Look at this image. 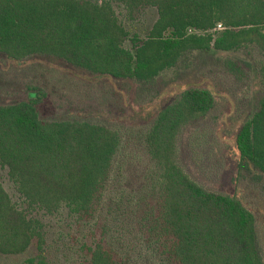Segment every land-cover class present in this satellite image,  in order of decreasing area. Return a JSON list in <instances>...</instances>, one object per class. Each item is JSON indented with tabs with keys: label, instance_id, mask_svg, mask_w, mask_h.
Listing matches in <instances>:
<instances>
[{
	"label": "trees",
	"instance_id": "1",
	"mask_svg": "<svg viewBox=\"0 0 264 264\" xmlns=\"http://www.w3.org/2000/svg\"><path fill=\"white\" fill-rule=\"evenodd\" d=\"M116 7L129 18L158 11L147 40H134L135 53L125 47ZM219 24L226 30L216 36ZM249 46L264 56V0H0V54L16 62L56 58L117 81L152 82L188 51ZM214 105L209 90L192 88L159 112L140 139L149 166L137 190L117 163L120 131L43 121L34 102L0 106V165L30 207L69 212L82 264H124L138 246L155 247L169 264H264L254 213L206 190L180 164L181 133ZM236 145L238 175L264 177V98ZM45 246L43 223L19 210L0 183V255L32 251L31 264H51Z\"/></svg>",
	"mask_w": 264,
	"mask_h": 264
},
{
	"label": "rangeland",
	"instance_id": "2",
	"mask_svg": "<svg viewBox=\"0 0 264 264\" xmlns=\"http://www.w3.org/2000/svg\"><path fill=\"white\" fill-rule=\"evenodd\" d=\"M116 10L129 34L125 47L135 53L134 40H147L158 11L147 8L129 18L124 9ZM263 65L264 56L255 46L233 51H188L152 82L117 81L56 58L34 56L16 62L0 54V106L34 102L43 121L90 122L120 131L124 142L117 163L122 162L125 168L128 187L137 190L149 166L141 136L159 112L184 91L209 90L215 98L214 108L184 128L179 140L180 164L206 190L236 197L254 213L264 255V177L238 175L236 145L242 126L254 116L264 98ZM0 183L19 210L43 223L45 251L51 264H82L76 255L80 245L72 230L74 219L67 210L49 214L30 207L11 181L9 170L1 165ZM123 244L129 251L132 240ZM31 255L32 251L17 257L0 255V264H31ZM163 259L155 247L138 246L124 264H169Z\"/></svg>",
	"mask_w": 264,
	"mask_h": 264
},
{
	"label": "built area",
	"instance_id": "3",
	"mask_svg": "<svg viewBox=\"0 0 264 264\" xmlns=\"http://www.w3.org/2000/svg\"><path fill=\"white\" fill-rule=\"evenodd\" d=\"M224 30H226V28L222 25V24H219L217 25L216 29L213 30V34H219L221 32H224ZM189 34H202L201 32L197 31V30H194V29H190L189 30Z\"/></svg>",
	"mask_w": 264,
	"mask_h": 264
}]
</instances>
